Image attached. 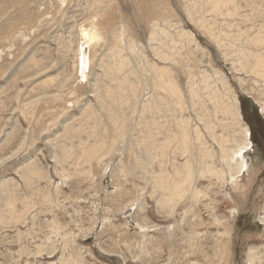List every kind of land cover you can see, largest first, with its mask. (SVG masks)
Masks as SVG:
<instances>
[{"label":"rangeland","instance_id":"374dc122","mask_svg":"<svg viewBox=\"0 0 264 264\" xmlns=\"http://www.w3.org/2000/svg\"><path fill=\"white\" fill-rule=\"evenodd\" d=\"M161 1L0 0V264H264V0Z\"/></svg>","mask_w":264,"mask_h":264},{"label":"bare ground","instance_id":"6f19581e","mask_svg":"<svg viewBox=\"0 0 264 264\" xmlns=\"http://www.w3.org/2000/svg\"><path fill=\"white\" fill-rule=\"evenodd\" d=\"M141 2V9H142V14L145 13V14H150V15H153L154 17H162V15L164 14V11L162 10L161 12H159L160 10H158V6L159 5H163L161 0H140ZM23 2H27V0H23ZM191 13V12H190ZM163 22V21H162ZM165 22V21H164ZM167 24V22H166ZM81 35L84 37V39L89 43H92L94 41H96L98 38H99V34L97 32V30L94 28V29H91V30H82L81 32ZM257 43H259V41H257ZM90 45V44H89ZM253 60H251V65H250V69H251V73L253 75H261L264 77V59L261 55L259 56H255L253 55L252 56ZM82 59H85L84 58V55H82ZM81 59V64L82 66L84 64V62L82 61ZM249 61V60H248ZM86 64H88V62H86ZM81 66V65H79ZM166 81V80H164ZM163 82L162 80H160V85L162 86ZM166 84V83H165ZM166 88H164V91H165V94L166 96H171L172 93V89L170 86L166 85L165 86ZM158 90L160 91V89L158 88ZM157 91V92H159ZM135 93V92H134ZM160 93V92H159ZM164 96V95H163ZM158 97V96H157ZM177 97V96H176ZM178 98V97H177ZM179 99V98H178ZM175 104V103H174ZM234 104H235V108L230 110V105H226L224 104L223 105V110L225 112H228L226 111L228 108H229V112L232 111L233 113V116L234 117H238L239 120H241V116L239 114V108L237 107L238 105V102L237 100H234ZM187 127V126H186ZM186 127H183V128H186ZM224 127V126H223ZM113 128V127H112ZM227 127H225L226 129ZM208 129V128H207ZM214 130V129H213ZM186 131V130H185ZM184 133V132H183ZM188 134V132H186ZM214 133V131H213ZM212 133V134H213ZM186 134V135H187ZM215 134V133H214ZM242 134H243V137H244V140L240 143L238 142L237 144V147L235 150H228V154H225L224 156H220V161L221 163H223L225 166H227L230 170V172L233 174L232 177H230V179H233L235 175L239 174L245 167H246V164H245V161L243 160V154L249 150L251 148L250 146V142H249V139H246L245 137L248 136L249 137V129L244 126L243 129H242ZM183 135V134H182ZM177 136V135H176ZM186 137V136H185ZM171 139V138H170ZM169 139V141H170ZM174 139V138H173ZM156 140V139H155ZM184 140V143H185V140L186 138H183ZM216 140V143L218 146H220L223 142V138H219V139H215ZM104 141V140H103ZM147 142V141H146ZM180 142V141H179ZM105 144V143H104ZM106 145V144H105ZM104 145V146H105ZM147 145H153L152 142L149 141V144ZM166 147V145H164ZM163 147V145H162ZM181 149V147H180ZM93 150V149H92ZM96 150V149H95ZM94 150V151H95ZM147 150L150 151L149 148H147ZM164 150V149H162ZM84 152V151H83ZM146 152V151H145ZM220 152L222 153V150H220ZM85 153V152H84ZM184 153V152H183ZM208 154L210 156V158L212 159L213 155H212V152H210L207 148L204 152L202 151H199V154H201V158H200V161H201V165L206 162V159L202 156V154ZM87 154V153H86ZM85 154V156H86ZM96 154V153H95ZM94 154V155H95ZM84 155V154H83ZM146 155V154H145ZM100 157V156H99ZM148 157V156H147ZM88 159V158H87ZM148 159V158H147ZM189 159V158H188ZM190 160V159H189ZM187 161V160H186ZM188 162V161H187ZM232 163L235 165V170H234V167L232 166ZM187 166V164H186ZM199 167H200V164H199ZM30 173H33L32 171H29ZM200 172V171H199ZM175 174V173H174ZM188 175V173H187ZM181 176V175H180ZM179 176V177H180ZM183 176V175H182ZM218 178H222L221 176H217ZM190 182L192 183V177L189 178ZM161 181L160 183H162L164 181V178L162 176L158 177V178H155L154 182L156 181ZM231 183L235 184V181H232L230 180ZM157 183V182H156ZM177 183V182H176ZM184 185V184H183ZM156 186V185H155ZM169 191V193L167 194H163V193H160L158 195V197L156 198L157 199V204L159 205L160 208H163V206H166L165 208L167 207H170L171 205H174L175 203L174 202H178V198H180L182 195V189H181V185L178 183V184H172L170 187H167ZM191 188V187H190ZM160 190V189H159ZM194 192L197 194L198 192L196 190H194ZM177 199V200H176ZM250 258H252V255H250ZM253 260H255V258H253Z\"/></svg>","mask_w":264,"mask_h":264},{"label":"trees","instance_id":"16d2710c","mask_svg":"<svg viewBox=\"0 0 264 264\" xmlns=\"http://www.w3.org/2000/svg\"><path fill=\"white\" fill-rule=\"evenodd\" d=\"M251 132V131H250Z\"/></svg>","mask_w":264,"mask_h":264}]
</instances>
